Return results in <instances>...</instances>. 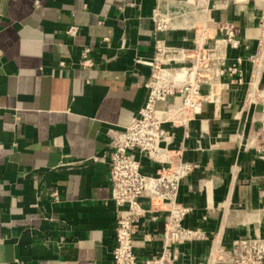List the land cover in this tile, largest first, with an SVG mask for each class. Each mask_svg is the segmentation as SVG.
<instances>
[{
	"label": "crops",
	"instance_id": "1",
	"mask_svg": "<svg viewBox=\"0 0 264 264\" xmlns=\"http://www.w3.org/2000/svg\"><path fill=\"white\" fill-rule=\"evenodd\" d=\"M161 1L172 26L163 32L157 0H0V264L111 263L122 210L110 177L115 133L145 102L157 41L189 47L204 23L210 44L222 35L215 22L239 32L220 94L185 127L166 123L164 163L132 154L150 176L192 165L178 201L191 209L183 225L199 233L170 247L173 264H229L234 240L264 237V0H212L210 10ZM86 48L93 66L82 64ZM180 105L171 97L158 112L166 118ZM142 203L150 211L135 250L148 259L162 252L165 221Z\"/></svg>",
	"mask_w": 264,
	"mask_h": 264
},
{
	"label": "built area",
	"instance_id": "2",
	"mask_svg": "<svg viewBox=\"0 0 264 264\" xmlns=\"http://www.w3.org/2000/svg\"><path fill=\"white\" fill-rule=\"evenodd\" d=\"M211 1L193 0L192 6L210 10ZM159 4L160 0H157L156 30L163 32L172 26L168 17L158 11ZM260 23L264 25V8ZM214 24L222 35L214 39L213 44L209 43L208 34L212 25L208 23L195 28V36L189 47H169L162 40L157 41V53L150 63L152 75L146 83L145 102L130 124L115 133L110 177L113 200L122 210L116 218V244L110 264H173L177 254L170 247L199 233L198 230L183 225V220L191 209L178 201L180 185L192 170V165L179 161L174 167H163L157 175L150 176L142 171V163L133 156L132 151L139 148L164 163L167 154L162 143L171 136L166 123L185 127L190 115L201 110L202 101L209 97L216 99L220 94L228 49L237 47L240 40L238 28L233 23L226 21ZM78 30V26L73 25L67 29V33L74 36ZM90 51V48H86L83 53L85 58L82 64L86 67L94 65L93 60L88 58ZM235 71L236 67L233 65L232 72ZM203 85L209 86L207 95L201 92ZM171 97H179L181 105L166 118L162 117L158 112V105L169 102ZM145 197L162 211L165 221L164 246L161 253L148 259H139L135 250V238L140 219L150 211L142 203ZM151 218L157 220L159 215ZM224 252L221 257H224ZM225 254L229 264H264V237L238 238Z\"/></svg>",
	"mask_w": 264,
	"mask_h": 264
},
{
	"label": "bare ground",
	"instance_id": "3",
	"mask_svg": "<svg viewBox=\"0 0 264 264\" xmlns=\"http://www.w3.org/2000/svg\"><path fill=\"white\" fill-rule=\"evenodd\" d=\"M161 2H162V4H161L162 6H164V5H165V3H166V1H165V0H162ZM200 8H203V7H199V9H200ZM198 14H199V18H200V17H204V16H206V15H207V13H205V12H201V11H200V12H198Z\"/></svg>",
	"mask_w": 264,
	"mask_h": 264
}]
</instances>
